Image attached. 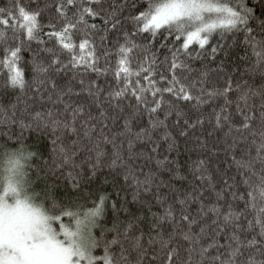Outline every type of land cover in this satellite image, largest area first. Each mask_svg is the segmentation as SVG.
Masks as SVG:
<instances>
[{"label": "snow or ice", "instance_id": "1", "mask_svg": "<svg viewBox=\"0 0 264 264\" xmlns=\"http://www.w3.org/2000/svg\"><path fill=\"white\" fill-rule=\"evenodd\" d=\"M0 96V264H264V0H0Z\"/></svg>", "mask_w": 264, "mask_h": 264}, {"label": "trees", "instance_id": "2", "mask_svg": "<svg viewBox=\"0 0 264 264\" xmlns=\"http://www.w3.org/2000/svg\"><path fill=\"white\" fill-rule=\"evenodd\" d=\"M5 100H6L5 97L0 96V101H5ZM25 136L27 138L26 142L28 144L34 145L35 147H40L43 143H46L45 137L40 135V134H38V133L26 132ZM38 136H39V139H37ZM209 143L211 144V141ZM180 151H181L180 162L181 163L189 162V153L184 151V145L183 144L180 145ZM191 158L195 159L196 158V154L192 153L191 154ZM221 158H223V157L221 156ZM226 167H227L226 164L225 165H221V168H226ZM234 171L235 170L232 169V171L229 172V175L233 174ZM108 187H109V191H111V186H108ZM121 195H123V194H121ZM129 199H130V197H129Z\"/></svg>", "mask_w": 264, "mask_h": 264}]
</instances>
